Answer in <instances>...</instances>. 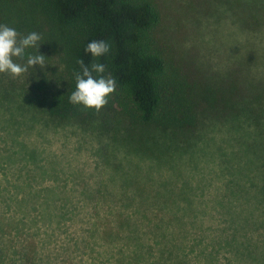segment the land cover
Returning <instances> with one entry per match:
<instances>
[{
    "label": "rangeland",
    "instance_id": "rangeland-1",
    "mask_svg": "<svg viewBox=\"0 0 264 264\" xmlns=\"http://www.w3.org/2000/svg\"><path fill=\"white\" fill-rule=\"evenodd\" d=\"M153 2L167 59L229 82L250 58L259 107L174 136L117 103L50 119L16 96L29 71L0 74L1 264H264V0Z\"/></svg>",
    "mask_w": 264,
    "mask_h": 264
},
{
    "label": "trees",
    "instance_id": "trees-1",
    "mask_svg": "<svg viewBox=\"0 0 264 264\" xmlns=\"http://www.w3.org/2000/svg\"><path fill=\"white\" fill-rule=\"evenodd\" d=\"M11 2L14 8H8L7 19L16 13L20 20L17 31L40 33L39 51L46 56L43 69H29V79L16 96L25 107L50 119L100 124L96 120L103 109L117 103L131 123L177 136L196 132L206 118L233 119L259 107L249 77L250 58L232 66L229 82L200 78L201 74L191 78L166 58L156 45L154 32L160 13L153 0ZM104 39L111 40V47L98 59L104 61L105 73L115 75L116 86L98 109L73 105L69 96L75 90L73 73L80 70L77 61L97 62L85 48L92 40Z\"/></svg>",
    "mask_w": 264,
    "mask_h": 264
},
{
    "label": "clouds",
    "instance_id": "clouds-1",
    "mask_svg": "<svg viewBox=\"0 0 264 264\" xmlns=\"http://www.w3.org/2000/svg\"><path fill=\"white\" fill-rule=\"evenodd\" d=\"M41 34L36 31L22 34L15 27L0 23V74L7 73L12 77H19L28 73L29 69L46 65V56L41 54ZM111 40H92L85 53L97 60L85 63L83 59L77 61L80 70L73 73L75 90L69 96L73 105H82L85 109L99 108L109 99L108 93L116 86V77L105 73V63L102 57L111 47ZM35 50V51H29ZM25 60L17 63L16 60Z\"/></svg>",
    "mask_w": 264,
    "mask_h": 264
}]
</instances>
